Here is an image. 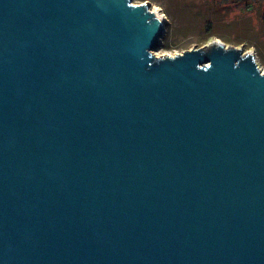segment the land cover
Listing matches in <instances>:
<instances>
[{
    "label": "water",
    "instance_id": "obj_1",
    "mask_svg": "<svg viewBox=\"0 0 264 264\" xmlns=\"http://www.w3.org/2000/svg\"><path fill=\"white\" fill-rule=\"evenodd\" d=\"M148 7L0 0V264H264V70Z\"/></svg>",
    "mask_w": 264,
    "mask_h": 264
},
{
    "label": "rangeland",
    "instance_id": "obj_2",
    "mask_svg": "<svg viewBox=\"0 0 264 264\" xmlns=\"http://www.w3.org/2000/svg\"><path fill=\"white\" fill-rule=\"evenodd\" d=\"M149 2L147 10L166 20L157 46L150 50L163 58L221 40L226 47L253 51L257 67L264 70V0H130ZM211 45V44H210Z\"/></svg>",
    "mask_w": 264,
    "mask_h": 264
},
{
    "label": "bare ground",
    "instance_id": "obj_3",
    "mask_svg": "<svg viewBox=\"0 0 264 264\" xmlns=\"http://www.w3.org/2000/svg\"><path fill=\"white\" fill-rule=\"evenodd\" d=\"M156 13H157L159 16H162V18H164V15H163L162 13L157 12V11H156Z\"/></svg>",
    "mask_w": 264,
    "mask_h": 264
}]
</instances>
